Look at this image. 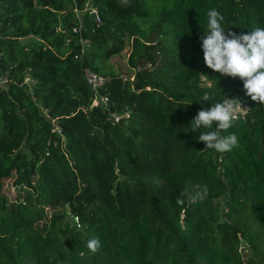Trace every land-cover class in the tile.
<instances>
[{
	"label": "trees",
	"instance_id": "trees-1",
	"mask_svg": "<svg viewBox=\"0 0 264 264\" xmlns=\"http://www.w3.org/2000/svg\"><path fill=\"white\" fill-rule=\"evenodd\" d=\"M213 8L264 27V0H0V264H264V104L206 66ZM205 94L246 107L229 152L191 131Z\"/></svg>",
	"mask_w": 264,
	"mask_h": 264
},
{
	"label": "clouds",
	"instance_id": "clouds-1",
	"mask_svg": "<svg viewBox=\"0 0 264 264\" xmlns=\"http://www.w3.org/2000/svg\"><path fill=\"white\" fill-rule=\"evenodd\" d=\"M224 20V15L215 8L208 10L206 30H202L199 37L204 62L209 69L221 76L240 78L246 95L252 101L264 104V27L257 26L248 33L237 34L225 30L222 26ZM210 99L214 101L211 107L201 108L192 118L190 128L192 132L207 129L198 137V141L206 146L203 151L226 153L239 146V139L235 133H223L233 127L237 114L246 110L242 108L239 99L226 97L219 102L205 94L202 101ZM214 124L215 130H212ZM186 194L187 190L180 193L178 205L184 203L182 197ZM101 246L99 238H92L87 242V248L92 253L99 251Z\"/></svg>",
	"mask_w": 264,
	"mask_h": 264
},
{
	"label": "rangeland",
	"instance_id": "rangeland-1",
	"mask_svg": "<svg viewBox=\"0 0 264 264\" xmlns=\"http://www.w3.org/2000/svg\"><path fill=\"white\" fill-rule=\"evenodd\" d=\"M130 49H131V40H128L123 50L118 55L112 56L110 58V62L114 65L115 70L117 72H120V74H122V76L124 77L132 74L131 73L132 70L129 69V65H128V56L130 53ZM243 109L246 110V107L243 106ZM11 183H12L11 178H7L4 180L3 192L8 194L10 198H13L15 196L16 191L15 188L11 186ZM240 249L243 250L246 258L250 252V249L245 241H241Z\"/></svg>",
	"mask_w": 264,
	"mask_h": 264
},
{
	"label": "built area",
	"instance_id": "built-area-1",
	"mask_svg": "<svg viewBox=\"0 0 264 264\" xmlns=\"http://www.w3.org/2000/svg\"><path fill=\"white\" fill-rule=\"evenodd\" d=\"M122 2H126L127 0H121ZM92 12L94 13V18L96 19L97 22H100L99 17L97 16V13L95 10L92 9ZM74 31H80V29L78 28L77 30L74 29ZM85 75V79L86 82L88 83V85L91 87V89L94 92V99L92 104L93 105H98V104H102L103 107H106L107 105V98L100 95L99 94V88L101 87V85L103 84L104 78L101 77L100 75L96 74L95 72L91 71V70H85L84 72ZM7 78L5 76H0V85L4 86L7 83ZM30 81L29 76H26L24 79V82L28 83ZM243 108V106H242ZM245 111H241L237 114L238 115H243ZM119 117H114L115 121H118ZM52 131H56V132H60L58 127L55 126Z\"/></svg>",
	"mask_w": 264,
	"mask_h": 264
},
{
	"label": "water",
	"instance_id": "water-1",
	"mask_svg": "<svg viewBox=\"0 0 264 264\" xmlns=\"http://www.w3.org/2000/svg\"><path fill=\"white\" fill-rule=\"evenodd\" d=\"M91 15L94 16V13L91 12ZM240 252H241V254H242L243 261L246 262V260H245V253L243 252L242 249H240Z\"/></svg>",
	"mask_w": 264,
	"mask_h": 264
}]
</instances>
